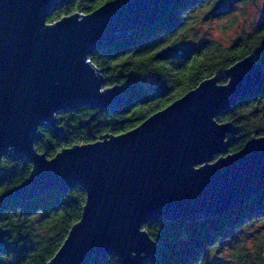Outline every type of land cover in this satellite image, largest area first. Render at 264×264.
<instances>
[{"label": "water", "instance_id": "1", "mask_svg": "<svg viewBox=\"0 0 264 264\" xmlns=\"http://www.w3.org/2000/svg\"><path fill=\"white\" fill-rule=\"evenodd\" d=\"M62 2L0 0V159L32 165L22 183L0 194V207L79 184L80 218L46 264L108 255L118 264H154L156 244L144 224L218 216L264 190V135L227 153L234 128L216 120L263 81L264 69L247 55L224 71L225 84L209 77L136 127L48 159L34 147L39 125L61 136L59 113L114 111L127 101L124 86H104L89 56L160 22L171 7L170 0H109L47 23ZM5 235L0 228V248Z\"/></svg>", "mask_w": 264, "mask_h": 264}, {"label": "trees", "instance_id": "2", "mask_svg": "<svg viewBox=\"0 0 264 264\" xmlns=\"http://www.w3.org/2000/svg\"><path fill=\"white\" fill-rule=\"evenodd\" d=\"M106 1L63 0L46 22L75 12L90 13ZM170 1L160 22L132 30L89 56L100 70L104 86H124V105L114 111L80 108L59 113L62 135L39 125L34 143L38 153L50 159L61 149L126 132L209 77L225 84L224 71L247 55L252 54L264 69V20L253 32H244L223 47L200 40L194 29L203 18L226 6L227 0ZM216 120L233 125L227 153L239 150L252 136H263L264 79ZM31 168L25 158L2 156L0 194L22 183ZM84 201L85 192L76 184L64 193L48 191L30 201L4 203L0 228L6 235L0 264H46L79 220ZM142 229L156 244L154 264H264V190L218 216L195 221L158 219ZM89 264L118 261L108 255L92 258Z\"/></svg>", "mask_w": 264, "mask_h": 264}, {"label": "rangeland", "instance_id": "3", "mask_svg": "<svg viewBox=\"0 0 264 264\" xmlns=\"http://www.w3.org/2000/svg\"><path fill=\"white\" fill-rule=\"evenodd\" d=\"M263 20L264 0H227L226 6L197 23L194 34L200 40L228 47L244 32H253Z\"/></svg>", "mask_w": 264, "mask_h": 264}]
</instances>
